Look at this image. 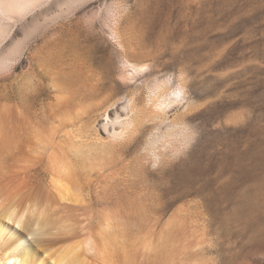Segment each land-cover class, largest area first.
<instances>
[{"label": "bare ground", "instance_id": "obj_1", "mask_svg": "<svg viewBox=\"0 0 264 264\" xmlns=\"http://www.w3.org/2000/svg\"><path fill=\"white\" fill-rule=\"evenodd\" d=\"M36 30L0 49V264H264L262 143L158 136L187 124L167 122L177 89L142 73L149 43L119 39L128 82L92 30ZM148 160L165 172L155 194L138 182Z\"/></svg>", "mask_w": 264, "mask_h": 264}, {"label": "rangeland", "instance_id": "obj_2", "mask_svg": "<svg viewBox=\"0 0 264 264\" xmlns=\"http://www.w3.org/2000/svg\"><path fill=\"white\" fill-rule=\"evenodd\" d=\"M66 24L92 30L122 81H132V67L120 40L141 45L139 54L149 48L158 54L142 73L155 72L148 77L152 88L157 78L177 89L167 122L187 124L184 130L164 126L158 136H203L229 153L262 143L264 151V0H0V49L39 37L43 25ZM1 54L0 69L7 72L13 60ZM145 163L140 188L161 192L164 170ZM254 166L264 172V155Z\"/></svg>", "mask_w": 264, "mask_h": 264}]
</instances>
